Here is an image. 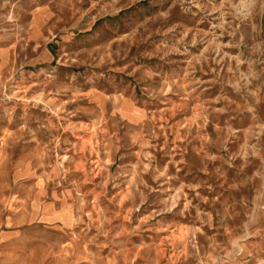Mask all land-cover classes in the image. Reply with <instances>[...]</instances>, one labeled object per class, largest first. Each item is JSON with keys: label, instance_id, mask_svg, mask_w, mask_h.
I'll return each mask as SVG.
<instances>
[{"label": "rangeland", "instance_id": "1", "mask_svg": "<svg viewBox=\"0 0 264 264\" xmlns=\"http://www.w3.org/2000/svg\"><path fill=\"white\" fill-rule=\"evenodd\" d=\"M0 264H264V0H0Z\"/></svg>", "mask_w": 264, "mask_h": 264}]
</instances>
